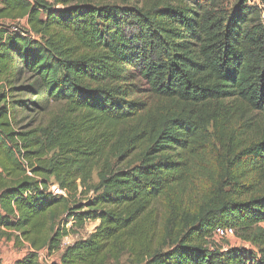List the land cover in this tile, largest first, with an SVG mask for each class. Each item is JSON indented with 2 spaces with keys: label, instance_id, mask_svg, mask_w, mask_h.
Instances as JSON below:
<instances>
[{
  "label": "trees",
  "instance_id": "1",
  "mask_svg": "<svg viewBox=\"0 0 264 264\" xmlns=\"http://www.w3.org/2000/svg\"><path fill=\"white\" fill-rule=\"evenodd\" d=\"M0 20V241L29 246L12 264H41L40 252H59L87 222L99 224L51 264H107L121 254L129 264H264L257 5L0 0ZM151 99L170 106L150 110ZM211 146L219 167L197 209L176 216L175 236L167 219L168 249H149L142 221ZM93 171L85 204L65 205L49 190L56 183L75 194ZM217 227L257 249L208 250Z\"/></svg>",
  "mask_w": 264,
  "mask_h": 264
},
{
  "label": "rangeland",
  "instance_id": "2",
  "mask_svg": "<svg viewBox=\"0 0 264 264\" xmlns=\"http://www.w3.org/2000/svg\"><path fill=\"white\" fill-rule=\"evenodd\" d=\"M100 2H118L119 0H98ZM142 3L144 0H137ZM237 0H218L221 8L230 10L236 5ZM132 4V3H131ZM250 4V3H249ZM258 7L264 15V0H258ZM3 23L0 20V24ZM8 22H6L7 24ZM149 109L157 108L158 110H164L170 106V103L163 100L151 99L150 100ZM20 116V115H19ZM32 116V115H31ZM44 120V119H43ZM39 121V118H38ZM46 121V118L45 120ZM213 146L216 148V143L213 142ZM211 146L208 154H200L197 161V164H194L191 168L190 173L187 176L185 182L178 188L171 189L167 191L165 196L158 200L156 206L152 209V211L145 217L142 221L141 230H147V247L151 250L162 249L166 250L171 245V241L164 239V227L166 226L167 219L169 224H167L168 229H171L172 235L175 236L178 228V218L176 217L180 213L194 212L199 204V201L202 195L205 193V188L209 183V178L212 174H215L219 165L218 158L219 154L215 153V148ZM124 167L121 165V168ZM200 170V171H199ZM202 170L204 173H202ZM53 182V180H51ZM96 172L93 171L91 173V179L87 183L86 188L78 187L77 192L75 194L66 192V201L65 205H71L74 202L78 204H85L87 199H89L93 192L89 190L92 184H96ZM79 183V182H78ZM52 186H57L56 183L52 184ZM50 190V189H49ZM64 215L62 214V209L59 211V219H62ZM72 223L67 225V228L71 227ZM99 222H87L82 228H75L69 234L68 237L62 240L61 249L59 252L48 256L45 251L40 252V262L41 264H51L59 263V257L64 248L68 245H71L73 242L79 239L87 238L91 233L94 232L95 228L98 226ZM257 231H264V225H257ZM207 245H211L217 250H220L225 247H244L249 249H257L253 246L250 241H244L236 235L233 238L225 239L220 241L219 243H215L213 240H207ZM29 246L27 243L22 241H17L14 243L13 241H0V255L4 254L6 259L11 258H21L28 252ZM3 251V252H1ZM131 258L128 254L119 255L118 261L111 260L107 264H129Z\"/></svg>",
  "mask_w": 264,
  "mask_h": 264
},
{
  "label": "built area",
  "instance_id": "3",
  "mask_svg": "<svg viewBox=\"0 0 264 264\" xmlns=\"http://www.w3.org/2000/svg\"><path fill=\"white\" fill-rule=\"evenodd\" d=\"M249 3L251 5H257L258 6V0H249ZM28 175L31 176V174L28 172ZM50 192L53 196L56 197H66V191L59 188L58 186H52L50 188ZM235 236V231L232 228L228 227H217L213 230L211 236L209 237V240H213L215 243H219L220 241H223L225 239L233 238ZM229 247H225L220 250H217V248H214L211 245H207V249L210 251H225Z\"/></svg>",
  "mask_w": 264,
  "mask_h": 264
},
{
  "label": "crops",
  "instance_id": "4",
  "mask_svg": "<svg viewBox=\"0 0 264 264\" xmlns=\"http://www.w3.org/2000/svg\"><path fill=\"white\" fill-rule=\"evenodd\" d=\"M1 252H3V251H1ZM5 257L6 256L4 254L0 255V260L2 261L1 264H12L14 262V260L17 259L16 256H15V258H11V259H6Z\"/></svg>",
  "mask_w": 264,
  "mask_h": 264
}]
</instances>
